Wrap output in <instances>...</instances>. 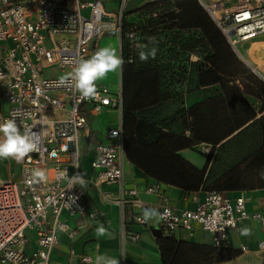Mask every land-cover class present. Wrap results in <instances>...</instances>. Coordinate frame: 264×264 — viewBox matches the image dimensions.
I'll list each match as a JSON object with an SVG mask.
<instances>
[{
  "label": "built area",
  "instance_id": "2783aa9c",
  "mask_svg": "<svg viewBox=\"0 0 264 264\" xmlns=\"http://www.w3.org/2000/svg\"><path fill=\"white\" fill-rule=\"evenodd\" d=\"M128 1L106 9L102 0H0V102L6 104L0 109V123L15 120L21 131L30 128L38 137L37 151L20 161L9 158L18 168L16 175L13 168L8 178L0 173V264H92L88 254H79L75 263L70 246L64 260L51 258L59 233L70 240L79 234L82 225H70L69 217L99 218L98 211L84 203V184H118L121 206L128 205L127 214L141 225L147 224L142 222L145 208L166 214L164 219L157 217L160 236L188 238L201 230L213 246L226 247L229 230L243 219H253L262 233L257 246L264 249V205L249 211L253 196L248 192L204 190L200 197L191 194L192 208H178L161 191L160 182L126 186L120 75L116 88L97 81L98 93L92 99L82 98L70 83L58 84L74 69L66 60L90 58L105 34L118 38L119 56L125 40L124 60L134 59L140 36L136 24L125 22ZM196 2L235 53L239 43H251L264 34V0ZM248 67L260 77L258 68ZM101 109L110 114L103 132L91 119ZM92 134L96 142L87 172L89 147H82L80 140L84 137L89 143ZM38 171L45 179L34 175ZM76 174L83 183L70 184ZM140 191L157 194L160 202H144ZM122 236L136 241L139 232L123 231ZM240 250H248V245Z\"/></svg>",
  "mask_w": 264,
  "mask_h": 264
},
{
  "label": "trees",
  "instance_id": "16d2710c",
  "mask_svg": "<svg viewBox=\"0 0 264 264\" xmlns=\"http://www.w3.org/2000/svg\"><path fill=\"white\" fill-rule=\"evenodd\" d=\"M125 22L136 24L140 36L132 61L124 60L128 51L125 40L121 53L127 160L145 175L176 186L185 195L199 190L264 187V116L257 120L259 144L217 176L207 172L210 155L199 168L179 154V150L200 142L215 144L254 117L243 93L261 98L260 108L264 109V82L248 73V67L232 52L207 13L196 0H154L127 11ZM150 37L156 43H149ZM152 48L157 49L155 58L142 61L140 53ZM191 54L197 59L190 60ZM244 73L250 79L247 83L240 81ZM214 84L223 96L184 106L183 85L188 91ZM157 245L161 264H214L239 254L227 246L198 244L174 236H158Z\"/></svg>",
  "mask_w": 264,
  "mask_h": 264
},
{
  "label": "crops",
  "instance_id": "0c3cea01",
  "mask_svg": "<svg viewBox=\"0 0 264 264\" xmlns=\"http://www.w3.org/2000/svg\"><path fill=\"white\" fill-rule=\"evenodd\" d=\"M102 1L106 9H114L120 5V0L113 3H110L109 0ZM146 1L147 0H129L127 2L129 6L126 7V10H133ZM261 47H264V34L253 39L251 43H239L236 47L237 53L232 49L231 50L246 67H248V64H251L258 68L260 71V77L252 73L249 67L248 73L264 82V50L260 49ZM251 50L256 51V53L260 55L259 58L262 59L261 63H257L252 59ZM196 59L197 56L191 54L190 60ZM247 75L248 74L246 73L242 74L240 79L242 83L243 81L247 83V81L250 80ZM241 82H239V80L236 81L239 88L243 89ZM223 94V91L217 84L205 87L194 86L188 91H186L185 85H183L184 106L190 102L217 99L216 96H223ZM243 96L247 101L248 107L255 112L254 117L237 127L232 133L228 134L215 144L200 142L192 147L179 150V154L199 168L204 165L206 157L210 155L207 172L211 175L217 176L243 158V156L237 158L234 154L237 153L240 155L241 151L243 152V148L247 144L249 148L245 155L248 152H251L254 149V146L259 144V141L257 140L258 136L254 133L256 137H249L247 142L245 141L246 135L244 134L247 130H253L256 132L259 124L257 120L261 116H264V109L260 108L262 102L261 98L257 95L243 93ZM5 105V102H0V109ZM99 113H101V115L108 114L107 120L103 122L101 119V126L96 119V115ZM97 114L91 119L95 128H97L98 131L103 132L107 126L110 114L107 111L97 112ZM185 134L188 135V131H185ZM82 140V147H89V155L85 159V168L87 172H89L90 161L94 156V145H88L89 143L84 137ZM191 151H197L200 156L193 154ZM219 154L224 155L225 157L224 167L220 166L223 159L218 157ZM123 177L127 182V187L133 184H137L138 187H141L142 185L156 182L155 179L145 175L141 169L129 162L127 158L123 165ZM160 187L161 191L170 197L171 204L178 208H192L195 205V201L191 199V194H196L197 197H200L202 191H204L199 190L185 195L180 188L170 184L160 182ZM223 191L232 194L243 191L250 193L253 196V199L247 205L249 211L255 210L264 205V187ZM119 196V185L116 183H106L98 186L84 184V203L89 209L95 208L98 211L99 218L88 219L85 216L69 217L68 223L70 225H82L79 229V234L73 240H70L63 233H59V241L51 252V258L59 261L64 260L70 246L75 254V256H73V261L75 263H79V254H88L93 258L92 264H108L109 260L113 258L118 259L119 264H122L124 261L133 264H161V256L157 245V237L160 236V234L156 233L158 230L157 218L149 220L146 225L137 223L127 214L129 206H121L118 200ZM138 197L151 205L160 202V197L154 193L140 191ZM123 211H126V213H123ZM101 225H103L105 232L103 235H98L97 229ZM123 231L139 232V238L136 241H130L122 236ZM175 238L185 239L198 244L212 245L209 234L201 230H196V232L188 238L180 236H175ZM261 238L262 233L260 226L255 220L250 218L241 220L235 229L229 230L227 241V247L239 250V254L229 260L214 264H264V249H259L257 246ZM31 244L33 245V241ZM242 245H248V250L240 251Z\"/></svg>",
  "mask_w": 264,
  "mask_h": 264
},
{
  "label": "clouds",
  "instance_id": "9594fccd",
  "mask_svg": "<svg viewBox=\"0 0 264 264\" xmlns=\"http://www.w3.org/2000/svg\"><path fill=\"white\" fill-rule=\"evenodd\" d=\"M149 43H156L155 38L150 37ZM157 49L152 48L150 52L140 53V59L146 61L149 56L155 58ZM66 63L74 64L73 71L69 76H61L58 84L70 83L72 88L79 92L84 99H92L97 96V81L106 77L109 73L122 71L124 60L117 52L111 48L103 47L98 49L90 58L66 60ZM38 150V137L30 128L21 131L15 120H7L0 123V159L23 160L30 153ZM41 180L45 179L43 172L34 174ZM264 178V173H261ZM83 183L81 177L76 174L70 180V184ZM164 219L166 214L160 213L155 208H145L142 214V222H148L154 218ZM105 229L101 225L97 229L98 235H103ZM108 264H119L118 259H110Z\"/></svg>",
  "mask_w": 264,
  "mask_h": 264
},
{
  "label": "rangeland",
  "instance_id": "374dc122",
  "mask_svg": "<svg viewBox=\"0 0 264 264\" xmlns=\"http://www.w3.org/2000/svg\"><path fill=\"white\" fill-rule=\"evenodd\" d=\"M110 3H113V2H118V0H109ZM129 4L127 3L126 4V7H128ZM103 47H108V48H111L113 50H115L117 52V54L119 55V49H118V38L115 36V35H110V34H105L103 35L102 39H101V48ZM260 49L264 50V47H261ZM259 54L256 53V51H253L251 50V57L254 61H256L257 63H261L262 59L259 58ZM54 70V68H50L49 70ZM49 70H47L46 72H49ZM60 73V72H59ZM119 70L116 71V72H113V73H109L106 77H104L103 79L101 80H98V81H101V82H107L109 83L110 87L112 86L113 88H116L117 85H118V81H119ZM96 119L98 121V124H100L101 126V119L103 120V122L105 120H107L108 118V114L107 115H101V113L97 114L96 115ZM94 125V123H93ZM255 132L253 130H247L246 133L244 135H246V140L248 142V138L249 137H256ZM81 143L83 142L82 138H81ZM96 142V136L95 134H92V136L90 137L89 139V144L88 145H91L93 146ZM248 144L243 148V152L241 151L240 155L239 154H234V156H236L237 158L240 157V156H244L245 153L248 151ZM193 154L195 155H198L200 156V154L197 152V151H191ZM219 158H222L223 159V162L221 163V167H224L225 166V157L224 155H220L218 156ZM201 158V157H200ZM11 169H12V164L10 162L9 159H0V173H1V176L4 177V178H8L10 176V172H11ZM13 173L14 175H16L18 173V168L17 166H14L13 168ZM215 173V172H214ZM31 237L33 236L32 233H30Z\"/></svg>",
  "mask_w": 264,
  "mask_h": 264
},
{
  "label": "bare ground",
  "instance_id": "6f19581e",
  "mask_svg": "<svg viewBox=\"0 0 264 264\" xmlns=\"http://www.w3.org/2000/svg\"><path fill=\"white\" fill-rule=\"evenodd\" d=\"M254 42H256V41H254ZM254 42H253V43H254ZM101 111H107V110H105V109H101V110H99V112H101Z\"/></svg>",
  "mask_w": 264,
  "mask_h": 264
},
{
  "label": "water",
  "instance_id": "95a60500",
  "mask_svg": "<svg viewBox=\"0 0 264 264\" xmlns=\"http://www.w3.org/2000/svg\"><path fill=\"white\" fill-rule=\"evenodd\" d=\"M156 233H158V230H157V232ZM159 234V233H158Z\"/></svg>",
  "mask_w": 264,
  "mask_h": 264
}]
</instances>
